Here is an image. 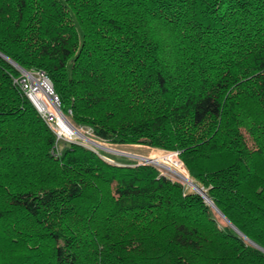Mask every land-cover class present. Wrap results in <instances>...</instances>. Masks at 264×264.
Returning <instances> with one entry per match:
<instances>
[{
    "label": "trees",
    "instance_id": "obj_1",
    "mask_svg": "<svg viewBox=\"0 0 264 264\" xmlns=\"http://www.w3.org/2000/svg\"><path fill=\"white\" fill-rule=\"evenodd\" d=\"M0 54L43 71L97 140L176 152L264 249V0H0ZM19 74L0 55V219L16 217L0 251L24 246L0 264H210L220 244L264 264L155 165L56 142Z\"/></svg>",
    "mask_w": 264,
    "mask_h": 264
},
{
    "label": "rangeland",
    "instance_id": "obj_2",
    "mask_svg": "<svg viewBox=\"0 0 264 264\" xmlns=\"http://www.w3.org/2000/svg\"><path fill=\"white\" fill-rule=\"evenodd\" d=\"M67 118H69V117H67ZM242 132L244 134V137L246 139L247 144L249 146H252V142H251L248 134L244 131V129H242ZM81 139L82 138H79L77 141L83 142V139L82 140ZM96 141H98L101 144H103L102 145L103 146L102 148H104V149L109 150V148H110V149L116 150V151H107V150H104V149L97 150V154H99L100 156H102V158H104L108 162L114 163V164H121V163H124V162L131 163V164L132 163H136L137 164V163L144 162V160H147L148 162H146V163L155 165L161 172H164L165 174H167V175L173 177L174 179L178 180L180 183L183 184V186L185 187V189L190 190V191L197 192L192 185H190L189 183L185 182L176 173H174V170L179 171L180 174L185 179H187L191 183L192 182L194 183V181L191 178L190 174L184 168L181 159L173 151H168V150L161 149V148H156V147H149V146H145V145H116V144H111V143H107V142H102V141H99V140H96ZM64 145L65 144H62V143L59 144V146L61 148H63ZM88 147H89V149L93 150L92 148H90V147H92L90 144H88ZM53 149H55V148H53ZM133 156H135V157H133ZM149 161H152V162H149ZM3 197L4 196L0 195V204L3 201L6 202L5 199L3 200ZM204 200H205V198H204ZM211 203H208V205L211 208H213V210L215 212V219H216V221L218 223V227L221 230H224L226 227L233 228L220 215V213L212 206L213 204H211ZM7 218H9V219H7ZM7 218H4V219L1 218L0 219V230H2V231L4 229H7V227H8L7 226L8 221H14L16 219L15 216H10V217H7ZM233 230L235 232H237L238 235L241 238V244L244 246L243 247V252L244 253L246 252V250H249V249H252L253 248L257 252H259L260 254H264V250L260 249V247H256V246L254 247V245H252L247 239H245V237L243 235H241L240 232L237 231L236 228L235 229L233 228ZM4 233H6V232H4ZM218 246H219V248L214 249V254L212 255V258H210L208 260V262H210V264H225V262H227V264H228L231 261H233V259H232V252H230V253L227 252V248H226L225 245L220 244ZM23 251H24V246L22 247L20 245V242H19V243L13 245V246L8 247L7 249H2L0 251V255L2 257H5V258H8L10 256L11 259H16L15 256L23 253ZM250 261H252V260L251 259H248V262H250ZM234 263H236V262H234ZM183 264H185V263H183Z\"/></svg>",
    "mask_w": 264,
    "mask_h": 264
},
{
    "label": "built area",
    "instance_id": "obj_3",
    "mask_svg": "<svg viewBox=\"0 0 264 264\" xmlns=\"http://www.w3.org/2000/svg\"><path fill=\"white\" fill-rule=\"evenodd\" d=\"M17 69L19 70L20 74L13 79L14 83H16L23 91L25 96L39 113L40 117L52 130L55 135L56 142H74L86 148H89L88 144H90L92 146L90 148H92L96 153L97 150L104 149L102 148L103 144L96 141L97 139L94 137L92 131L89 128L77 126L72 123L71 119H69L71 114L70 110L63 112L60 109L58 96L53 91L52 84L43 71H27L21 68ZM57 115L66 118L69 121V126L73 127L74 130L72 129L73 131L69 132L64 129L59 123V116ZM77 138H82L83 142L77 141ZM107 151H112V149L109 148ZM146 162L148 161L144 160V162L141 163Z\"/></svg>",
    "mask_w": 264,
    "mask_h": 264
},
{
    "label": "bare ground",
    "instance_id": "obj_4",
    "mask_svg": "<svg viewBox=\"0 0 264 264\" xmlns=\"http://www.w3.org/2000/svg\"><path fill=\"white\" fill-rule=\"evenodd\" d=\"M57 116H59V115H57ZM58 119H59V123L62 125V127L64 128V129H66L67 131H73L74 129H73V127H71V126H69L70 124H69V121L66 119V118H64V117H58ZM67 120V121H66ZM73 129V130H72ZM107 147V146H106ZM112 151H114L113 149H112ZM116 151V150H115ZM136 156V155H135ZM135 156H133V157H135ZM147 157V156H146ZM151 157V156H150ZM160 163V162H159ZM174 173H176L180 178H182L185 182H187V183H189L190 185H192V183L190 182V181H188L187 179H185L181 174H180V172L179 171H176V170H174ZM193 186V185H192ZM194 188H197L196 186H193ZM205 191V190H204ZM203 195H204V197H205V200L208 202V203H211V201L209 200V198L203 193ZM250 242V241H249ZM252 245H254L252 242H250ZM257 247V246H256Z\"/></svg>",
    "mask_w": 264,
    "mask_h": 264
},
{
    "label": "water",
    "instance_id": "obj_5",
    "mask_svg": "<svg viewBox=\"0 0 264 264\" xmlns=\"http://www.w3.org/2000/svg\"><path fill=\"white\" fill-rule=\"evenodd\" d=\"M3 58H5L6 60H8L13 66H15L16 68H20L15 62H13L12 60H10L9 58H7V57H5L4 55H2V54H0ZM150 162H152V161H150ZM192 185L193 186H196L197 188H195V190L203 197V198H205L204 197V195H203V193L205 194V191L201 188V187H199V186H197L195 183H193L192 182ZM212 204V203H211ZM213 206V205H212ZM215 208V207H214ZM216 210H217V208H215ZM218 211V210H217ZM219 212V211H218ZM220 215H221V213H220ZM228 223H229V221L223 216V215H221ZM230 224V226L231 227H233L234 229H235V227L231 224V223H229ZM254 246H257V245H255L254 244ZM258 247V246H257ZM260 249H262V248H260ZM262 250H264V249H262Z\"/></svg>",
    "mask_w": 264,
    "mask_h": 264
}]
</instances>
